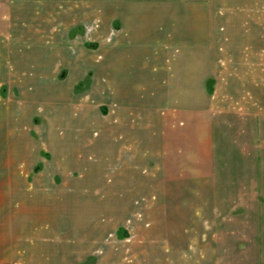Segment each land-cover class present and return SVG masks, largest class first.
Returning a JSON list of instances; mask_svg holds the SVG:
<instances>
[{"label": "crops", "instance_id": "1", "mask_svg": "<svg viewBox=\"0 0 264 264\" xmlns=\"http://www.w3.org/2000/svg\"><path fill=\"white\" fill-rule=\"evenodd\" d=\"M1 8L0 88H32L7 114L25 112L32 127L10 133L40 135L38 112L52 109L46 138L18 145L24 177L70 188L32 191L52 201L50 234L56 223L79 234L72 245L53 244V262L109 233L141 248L157 232L154 217L212 191L214 248L220 202L259 201L264 264V63L231 70L229 42L222 47L238 39L241 49L249 40L264 49V0H0ZM29 210L22 204L21 220Z\"/></svg>", "mask_w": 264, "mask_h": 264}, {"label": "rangeland", "instance_id": "2", "mask_svg": "<svg viewBox=\"0 0 264 264\" xmlns=\"http://www.w3.org/2000/svg\"><path fill=\"white\" fill-rule=\"evenodd\" d=\"M40 2L42 4L46 0H40ZM4 14L8 15L7 8L0 9V27L4 25ZM243 41L222 40V47L229 42L228 47L225 48L228 53L226 56L229 64L232 65L231 70L236 68L237 72L242 68L239 65H244L246 62L249 64L250 60L252 63L259 61L264 63V49L257 48L258 40L247 41L241 49L240 42ZM233 42H235L234 46ZM249 53L253 54L249 55ZM254 63L252 68L257 67ZM247 67L251 69V64ZM30 89L32 88H0V264H42L41 261L49 264H82V260L86 259L89 254H95L97 259L88 264H260V249L257 247L259 233H256L254 229L255 225L260 222L259 201L254 198L251 201L250 194H246L245 201L242 202L229 201V199L220 202L222 213L217 218V224L220 225L217 233L219 245L214 248L212 191L191 194L185 200L177 201L172 209L164 212L161 222L157 216L154 217L156 221L148 218L152 225H156L153 229L156 228L157 232L142 239L141 248L132 247L134 241L120 243L113 233H109L106 240L103 239L100 242L93 240L94 245H98L97 247L73 250L79 252L80 255L65 261L60 259L53 262L51 258L53 244L72 245L79 234L75 238L71 237L66 234V226L57 223L54 228L56 233L50 234L51 231L48 230H51L49 228L52 225L47 223L44 216L53 213L52 210H48L52 201L45 200L44 194H33L32 192L34 190L35 192L42 190L70 192V188H61L59 185H56V189L48 188L47 183H41L40 187H37L38 184L31 181L34 174H31L28 182L24 177L23 162L25 160L20 155L18 145L26 146V141L40 144L42 139L46 138L47 121L44 118H50L48 110L52 111L46 106V110L43 108L46 113L43 109L38 112L35 122L41 128L40 135L34 131L27 133V128L24 136L12 135L10 131L14 126L32 127L28 126L27 119H24L25 112L21 119L7 117V114H11L10 110L18 106V102L21 106L26 105L25 100L27 99H22L21 94L22 90L25 93ZM47 89L39 88L45 92H48L49 89ZM5 93L7 96L12 95L17 103L6 102L5 97L1 96H5ZM34 146L37 147V145ZM222 186L226 194H230L233 190V188L230 189L228 183ZM50 196L52 197L51 194ZM154 203L157 204L158 200ZM159 203L162 205L164 202L159 201ZM22 204L30 208L29 216L23 215L26 218L22 219L23 221L20 218ZM239 225L241 228L246 225L251 226L250 231L246 234L237 232L235 229ZM229 226L233 230L232 233L228 232ZM41 230L45 233H41ZM47 232L49 234H46ZM238 240L247 242L244 244L248 245L247 248ZM47 246L51 249L47 250ZM86 248L89 247L86 246Z\"/></svg>", "mask_w": 264, "mask_h": 264}]
</instances>
